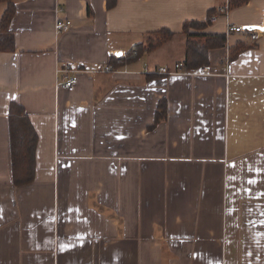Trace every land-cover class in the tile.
<instances>
[{
    "label": "crops",
    "instance_id": "obj_1",
    "mask_svg": "<svg viewBox=\"0 0 264 264\" xmlns=\"http://www.w3.org/2000/svg\"><path fill=\"white\" fill-rule=\"evenodd\" d=\"M14 1L15 49L0 51V264H223L231 208V226L264 239V0ZM210 11L201 31L226 42L209 63L158 72L185 60V21ZM137 44V59L109 63ZM69 61L83 70L57 87ZM18 105L38 135L27 185L13 178ZM230 170L250 202L229 203Z\"/></svg>",
    "mask_w": 264,
    "mask_h": 264
},
{
    "label": "trees",
    "instance_id": "obj_2",
    "mask_svg": "<svg viewBox=\"0 0 264 264\" xmlns=\"http://www.w3.org/2000/svg\"><path fill=\"white\" fill-rule=\"evenodd\" d=\"M7 2V7L1 17L0 21V51H12L15 49V32L12 29L11 22L16 13V4L14 0H0ZM248 0H229V6L235 7L246 3ZM206 21L189 20L184 23V32L187 36V48L185 56V65L188 68H197L199 66L209 63L208 50L212 47H221L226 42L225 33H210L201 31L210 22L211 13ZM193 28V29H192ZM197 29V30H195ZM167 32V29H162L161 34ZM163 35L162 39L170 36ZM161 39L157 38V43ZM148 45L154 43L149 40ZM148 47H143L142 44L135 46V51L130 49L129 52L120 59L111 57L109 63L114 65H121L128 61L137 59ZM166 103L161 101L159 103L158 117L165 115ZM157 117V118H158ZM9 130L11 139V157L14 182L17 185H27L35 178L36 170V149L38 144L37 131L22 105L14 107L9 114Z\"/></svg>",
    "mask_w": 264,
    "mask_h": 264
},
{
    "label": "rangeland",
    "instance_id": "obj_3",
    "mask_svg": "<svg viewBox=\"0 0 264 264\" xmlns=\"http://www.w3.org/2000/svg\"><path fill=\"white\" fill-rule=\"evenodd\" d=\"M241 177L239 171L234 173L233 170H230L227 192L229 203L233 198L239 200L240 196H245L249 202L252 200L247 195L253 194L254 191L246 188L248 185H244V182L239 185ZM231 213L232 208L229 210L227 228H224L222 236L223 264H264V239H262V233L256 230L259 228H239L234 225V222L231 226Z\"/></svg>",
    "mask_w": 264,
    "mask_h": 264
},
{
    "label": "built area",
    "instance_id": "obj_4",
    "mask_svg": "<svg viewBox=\"0 0 264 264\" xmlns=\"http://www.w3.org/2000/svg\"><path fill=\"white\" fill-rule=\"evenodd\" d=\"M63 8L59 6L57 8V11H62ZM225 9L222 8L221 11H224ZM73 26V21L69 17H62L58 16L55 19V30L58 34L64 33L69 31ZM244 31L246 28L243 25H230L229 31ZM260 27H256V29H253V31L250 32V36L252 39H257L260 35ZM185 65L184 61H177L172 66L173 68H169L168 66H160L158 68V72L163 74H174L182 72V68ZM83 70L79 65L74 61L67 62L63 67L59 68V74L61 76L58 77L57 80V87H62L64 89H70L72 88L76 81H77V74L79 71ZM102 70H112V66L110 64H107Z\"/></svg>",
    "mask_w": 264,
    "mask_h": 264
},
{
    "label": "water",
    "instance_id": "obj_5",
    "mask_svg": "<svg viewBox=\"0 0 264 264\" xmlns=\"http://www.w3.org/2000/svg\"><path fill=\"white\" fill-rule=\"evenodd\" d=\"M246 27L251 29V28H253V27H260V26H258V25H255V26H254V25H248V26H246Z\"/></svg>",
    "mask_w": 264,
    "mask_h": 264
}]
</instances>
